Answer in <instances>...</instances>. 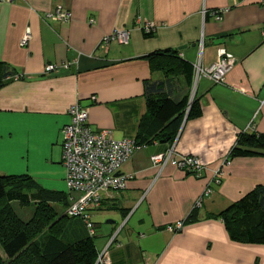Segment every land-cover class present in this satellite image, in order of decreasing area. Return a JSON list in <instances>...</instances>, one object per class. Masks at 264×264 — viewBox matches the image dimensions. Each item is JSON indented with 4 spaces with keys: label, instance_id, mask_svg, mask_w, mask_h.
Segmentation results:
<instances>
[{
    "label": "crops",
    "instance_id": "1",
    "mask_svg": "<svg viewBox=\"0 0 264 264\" xmlns=\"http://www.w3.org/2000/svg\"><path fill=\"white\" fill-rule=\"evenodd\" d=\"M261 2H0V64L17 74L0 88V175L31 179L55 196L57 220L65 217L69 191L62 129L71 122L70 108L79 103L88 109L94 131L145 144L122 169L121 175L129 179L126 189L108 195L93 213L109 219L106 225L95 223L99 253L118 232L109 251L111 264H264V245L233 242L224 222L214 218L264 185V158H236L223 166L242 133L264 134ZM59 5L72 14L68 24L46 18ZM218 12L220 21L215 19ZM148 24L155 26L152 38L145 36ZM123 30L130 32L129 43L113 42L106 51L103 40ZM28 31L32 38L23 47ZM220 51L235 57L237 64L223 85L199 81V118L178 120L170 129L149 118L146 82H167V64L175 63L178 70L169 75L176 78L169 80L167 96L180 104L192 97L194 82L189 83L176 63L209 66L218 61ZM164 52L176 58L161 56L153 64L148 59ZM48 66L58 70L48 73ZM173 147L180 156L200 160L205 167L201 178L172 166L161 171L152 165V157ZM218 171L224 178L217 186ZM208 188L211 194L197 210V221L170 233L167 229L186 220ZM74 220L62 222L67 245L89 238L85 225L86 235H78Z\"/></svg>",
    "mask_w": 264,
    "mask_h": 264
},
{
    "label": "trees",
    "instance_id": "2",
    "mask_svg": "<svg viewBox=\"0 0 264 264\" xmlns=\"http://www.w3.org/2000/svg\"><path fill=\"white\" fill-rule=\"evenodd\" d=\"M153 35L154 32L145 33L146 38H152ZM161 56L176 58L175 54L164 52L156 53L148 59L153 64V61ZM158 64L156 66L160 68ZM176 64L180 65L183 75L190 84H193L194 66L185 62ZM167 65L171 70H163L166 71L168 81L146 82L145 96L149 118L170 129L178 120L199 118L201 106L195 98L192 103H190L191 97H188L180 104H176L167 96V90L170 88L169 80L173 81L171 78H176L169 75L175 74V70H178V66L175 67L173 62ZM1 66L0 64V88L17 78L14 70ZM174 136L175 131L168 136V140H172ZM137 143L145 146L142 142L137 141ZM236 158H264V134L242 133L227 161L230 162ZM54 198V195L36 187L29 178L0 175V244L8 259V263H5L0 258V264L21 262L22 259L20 264H97L100 253L94 239L89 237L87 240L67 245L63 240H56L55 235L50 231L43 236L45 229L53 230L54 228H61L60 231L63 234L62 222L69 219L65 216L57 220L58 214L52 205ZM30 202L39 205L38 213L30 223L24 224L17 218L12 205ZM196 213L197 210H193L188 218L182 221L184 227L197 221ZM214 218L224 222L233 242L264 245V185L257 186L242 200Z\"/></svg>",
    "mask_w": 264,
    "mask_h": 264
},
{
    "label": "built area",
    "instance_id": "3",
    "mask_svg": "<svg viewBox=\"0 0 264 264\" xmlns=\"http://www.w3.org/2000/svg\"><path fill=\"white\" fill-rule=\"evenodd\" d=\"M12 0H0V2H11ZM238 5L241 0H233ZM264 7V0L261 2ZM206 12H204V15ZM221 13L215 15V19H222ZM46 18L52 22L68 24L72 20V14L62 5L56 7L53 12H49ZM95 24V21H91ZM144 32L149 34L155 32V26L148 24ZM264 35V32H263ZM31 33L28 31L22 40L25 47L31 41ZM130 32L128 30L117 31L106 37L102 46L106 51L109 50L113 42L128 44ZM101 47V48H103ZM201 45V49H202ZM237 60L226 51H220L217 62L209 66H203L198 62L194 66V93L190 103L194 101L195 91L201 79H208L216 85H223L228 74L234 69ZM58 67L48 66L46 71L52 73ZM93 101L96 98L93 97ZM71 122L62 129L63 135V164L67 171L66 183L69 191V206L66 216L69 219L81 220L88 231L89 237L96 238V225L92 218L93 213L101 209L105 198L114 192L126 189L128 177L121 175L123 167L129 163L133 157L145 146L139 145L134 139L115 140L111 132L94 131L89 124V111L81 104L72 106L69 110ZM173 147L165 154L156 155L151 158L152 165L161 171L166 167L172 166L184 171L197 178H201L205 171L204 165L200 160L193 156H180ZM228 161L224 162V167ZM224 178V173L218 171L214 183L218 186ZM211 194L208 188L195 204L194 210L203 207L204 200ZM184 229L183 222H179L167 230L170 233H179ZM118 232L112 237L106 249L98 256L97 264H111L110 248L116 243ZM120 246V245H118ZM144 264H150L145 262Z\"/></svg>",
    "mask_w": 264,
    "mask_h": 264
},
{
    "label": "rangeland",
    "instance_id": "4",
    "mask_svg": "<svg viewBox=\"0 0 264 264\" xmlns=\"http://www.w3.org/2000/svg\"><path fill=\"white\" fill-rule=\"evenodd\" d=\"M38 207H39V205H37V204H35L33 202H30L28 204H13L12 205V209L14 210L15 214L17 215V218L22 220V222L24 224L30 223V221L37 215ZM40 211H42V210H40ZM92 220L96 224L106 225V223H107V221L109 219L108 218H101V217L97 218V216L96 217L93 216ZM73 226H74L76 232L78 233V235L80 237H84L86 235L85 226H84V224H83V222L81 220H79V219L74 220L73 221ZM60 230H61V228H58V229L54 228L53 230H50V229L46 230L45 229L43 236L50 231L51 233H53V235H55L54 237L56 238V240H62L63 234L61 233ZM37 239L39 240L40 238L38 237ZM56 240H54V241L52 240V242H57ZM0 258L5 263H8V259L4 255V252H3L1 244H0ZM22 260H21V262L20 261H16L17 263L16 262H12L10 264H20V263H22Z\"/></svg>",
    "mask_w": 264,
    "mask_h": 264
}]
</instances>
